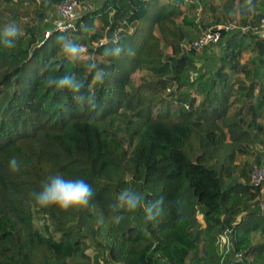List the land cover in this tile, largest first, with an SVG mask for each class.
<instances>
[{
    "label": "trees",
    "instance_id": "1",
    "mask_svg": "<svg viewBox=\"0 0 264 264\" xmlns=\"http://www.w3.org/2000/svg\"><path fill=\"white\" fill-rule=\"evenodd\" d=\"M62 1L0 0V264H198L191 254L202 244L212 258L225 230L224 264H264V193L250 181L264 164L254 148H264V41L223 34L218 62L197 67L181 45L201 32L184 0H102L44 36L40 18ZM30 6L35 22L20 15ZM222 10L234 19L241 8L224 0ZM9 24L20 30L11 46ZM69 41L79 52L58 56ZM57 173L91 185L87 208L36 203ZM124 190L136 210L121 206Z\"/></svg>",
    "mask_w": 264,
    "mask_h": 264
},
{
    "label": "rangeland",
    "instance_id": "2",
    "mask_svg": "<svg viewBox=\"0 0 264 264\" xmlns=\"http://www.w3.org/2000/svg\"><path fill=\"white\" fill-rule=\"evenodd\" d=\"M224 0H184L183 1V8H184V15H186L188 18H191L194 20V23L197 24L202 31L205 28H209L217 24L218 19L224 21L225 19L222 16L223 10H222V4ZM102 0H80L79 6H78V12L79 16L86 13L87 11H91L98 7ZM38 3L40 4H48V0H36L35 5ZM193 3H195V6H193ZM237 4L240 6L241 10H238L240 13L239 16H236L233 20H238L241 19L243 16V11L246 10L247 14L251 13L248 17V22H251L253 19V15H256L258 13H263L264 10V0H237ZM250 8V11H249ZM253 9V10H252ZM36 9L33 8V6L24 8L22 7L20 15L25 17V21L31 20L32 22H35L36 20L34 17H36ZM155 10V8L153 9ZM255 10H259V12H255ZM151 12V10H150ZM255 12V13H254ZM24 13V14H23ZM254 13V14H253ZM253 14V15H252ZM58 17L56 5L49 6L46 12L44 13L43 18L41 19L40 22V27L41 31L43 32L45 36V32L48 30L50 31L51 28L54 27L55 19ZM220 21V22H222ZM218 22V23H220ZM203 25H206L203 27ZM172 26V25H170ZM190 36H193L194 34L198 33L193 26H188L187 27ZM157 32V31H156ZM103 40L105 37L102 38ZM162 45L165 50L170 51L171 45L169 42H167L165 39H162ZM190 41L188 38L184 39L182 42H188ZM95 46V42L93 43ZM222 45V41L218 42L214 45H210L207 47H204L200 50H196V58L201 57L199 60L196 61V66L200 68L205 67V63H208L209 66H212V64H216L218 62V55L220 53V46ZM80 49H82L83 54L82 56L87 55V52L85 50L84 46H81ZM206 49V52H203ZM209 49V51H208ZM203 53L207 54L206 56L209 57H204L202 56ZM61 55H68L64 52L58 53V56ZM247 57V54L244 55V58ZM192 77H195L196 74H192ZM113 123L115 125L120 126L122 129L125 126L126 119L122 116H115L113 118ZM256 151H263L264 148L256 145L254 146ZM241 159L244 161H252V157L250 155H243L240 156ZM198 220L203 224V218L202 215L199 213L197 215ZM238 219V218H237ZM236 219V220H237ZM227 229V228H226ZM205 238V236H203ZM203 242V241H202ZM90 247L87 250V253L92 256L95 253V242L91 239L89 241ZM230 251V243H229V230H225L224 232L219 235L217 243L212 246L209 250V255L212 254V258L208 257V254L203 250V245L201 244L199 246V249L197 252L192 253V260H199L204 257V260L201 259V261L198 264H224L223 260L225 257L228 255V260L230 259L229 255ZM201 257V258H200ZM206 257V258H205ZM191 260V261H192ZM188 264H192L189 262Z\"/></svg>",
    "mask_w": 264,
    "mask_h": 264
},
{
    "label": "clouds",
    "instance_id": "3",
    "mask_svg": "<svg viewBox=\"0 0 264 264\" xmlns=\"http://www.w3.org/2000/svg\"><path fill=\"white\" fill-rule=\"evenodd\" d=\"M19 29L14 24H9L4 28L3 35L8 38L7 43L11 46L12 39L16 38ZM63 40V36L57 37ZM63 51L66 54L76 55L79 52V47L74 46L72 42H68L63 46ZM117 51H119L117 49ZM68 81L62 80L61 84H67ZM10 168L15 171L18 169V161L13 158L10 161ZM94 192L91 185L82 179H65L62 174L57 173L46 181L39 192H34L33 196L36 203L41 207L56 206L61 211H68L70 209L87 208ZM118 199L122 202L121 206L127 211L136 210L138 200L128 195V191L124 190L120 193Z\"/></svg>",
    "mask_w": 264,
    "mask_h": 264
},
{
    "label": "built area",
    "instance_id": "4",
    "mask_svg": "<svg viewBox=\"0 0 264 264\" xmlns=\"http://www.w3.org/2000/svg\"><path fill=\"white\" fill-rule=\"evenodd\" d=\"M79 2L80 0H64L56 5L58 17L55 19V29L67 31L75 27L76 20L79 17ZM248 30L257 33L264 41V15L259 18L255 25H251L250 23L242 24L238 20L225 19L212 27L203 29L196 38L188 42H182L181 45L186 49L200 50L204 47L218 43L223 34L233 31L246 32ZM48 34L49 31H46L45 36H48ZM250 181L255 186H260L261 192L264 193V164L252 165ZM260 205L262 207L264 206V200L260 201ZM112 264L122 263L115 262Z\"/></svg>",
    "mask_w": 264,
    "mask_h": 264
},
{
    "label": "crops",
    "instance_id": "5",
    "mask_svg": "<svg viewBox=\"0 0 264 264\" xmlns=\"http://www.w3.org/2000/svg\"><path fill=\"white\" fill-rule=\"evenodd\" d=\"M238 6H239V5H238ZM239 8H240V6H239ZM252 10H253V9H252ZM249 11H250V8H249ZM255 12H259V10H255ZM255 12H254V13H255ZM246 13H247L246 10H244V11H243V14H246ZM254 13H253V14H254ZM248 14H249V13H248ZM250 14H251V13H250ZM250 14H249V15H250ZM253 14H252V15H253ZM239 15H240V13L237 11L236 16H239ZM220 17H222V16H220ZM220 21H222V20H220ZM191 256H192V255H191ZM190 258H191V257H190ZM190 258H189V259H190ZM188 262H189V260H188Z\"/></svg>",
    "mask_w": 264,
    "mask_h": 264
}]
</instances>
